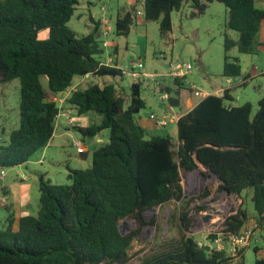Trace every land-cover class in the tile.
<instances>
[{
	"label": "trees",
	"instance_id": "obj_1",
	"mask_svg": "<svg viewBox=\"0 0 264 264\" xmlns=\"http://www.w3.org/2000/svg\"><path fill=\"white\" fill-rule=\"evenodd\" d=\"M214 2L228 8L226 27L239 33L238 39L225 37L223 76L240 77V62L230 52H255L264 22V9L256 0H143V22H159L162 37L170 39L174 12L189 4L191 17H200ZM79 3L0 0V86L15 79L21 82L20 126L10 134L9 144L0 147V170L23 166L48 146L61 111L99 116L98 122L76 128L83 141L109 131V141L93 150L91 168L68 167L65 184L42 176L38 214L23 216L17 231L11 217L7 228L0 229V264H130L134 240L143 226L155 223L146 222L145 212L185 201L182 174L200 169V164L221 179L220 189L230 195L252 191L257 224L263 227L264 95L254 115L251 103L234 105L232 88H226L222 96H207L179 118L177 138L150 133L137 118L146 107L141 80L131 85L129 102L114 83L101 85L93 79L87 87L73 89L76 78L88 74L125 78L117 59L114 66L100 67L105 52L100 19H92L94 27L81 38L68 26ZM136 15L135 6L119 10L118 36L130 34L138 23ZM42 31L48 36L41 37ZM114 53L118 55L117 47ZM172 79L173 85L161 89L169 95L171 108L180 105L185 86L183 79ZM59 95L66 96L63 107L56 100ZM208 195L205 190L203 196ZM233 211L224 223L225 235L248 227V211ZM127 218L136 219L139 229L124 234L120 222ZM179 219L180 239L158 245L139 264H232L234 258L209 251V245L187 233L193 223L188 212ZM253 264H264V258L256 257Z\"/></svg>",
	"mask_w": 264,
	"mask_h": 264
},
{
	"label": "rangeland",
	"instance_id": "obj_2",
	"mask_svg": "<svg viewBox=\"0 0 264 264\" xmlns=\"http://www.w3.org/2000/svg\"><path fill=\"white\" fill-rule=\"evenodd\" d=\"M135 6L137 11L144 12L143 4L132 2L131 0H80L78 8L69 22L68 26L76 33L78 38L88 35L94 27L93 20L108 18L106 23L110 35L108 40L113 42L110 49L105 50L102 60L108 59L109 55H114V49L118 48V64L126 68H131L134 63L141 66L137 71L146 74L159 75L156 79L143 77L141 97L146 102V107L137 115L138 121L144 124H152L150 116L156 115L159 118H166L169 122L168 127H163L157 134L171 135L177 138V122H171L172 114L181 115L187 110L185 97L194 96L195 92L215 93L221 88H232L234 84L242 82L248 78L247 84L237 86L232 89L235 101L234 105L240 106L245 103L253 105V114L259 110V101L264 95V22L257 35V45L253 54H241L237 48H233L230 56L237 58L241 65L242 75L236 78L223 76L225 62V37L228 35L233 39H238L239 33L226 27L229 10L219 2L212 3L206 13L200 17H191L192 9L186 4L181 11L173 13V33L170 39H164L161 35L159 22L145 24L139 19L134 24L128 36H118L116 32V21L119 10L125 7ZM256 6L264 9V0H256ZM103 8L105 10L103 11ZM103 27V24H102ZM102 29V28H101ZM41 37H47L48 32L42 31ZM103 37L100 36V42ZM190 64L192 70L183 79L185 84L181 94V103L178 107H170L168 100H163L166 92H162V86L173 85L174 80L164 77L170 72V68L183 67ZM233 80V84L227 82ZM43 83L47 84V78H42ZM82 78H76V85ZM90 80L84 81L81 88L87 87ZM94 82L104 85L114 83L129 102L133 79L101 76L94 77ZM229 84V85H228ZM72 90V89H71ZM21 82L15 79L0 86V147L7 146L10 134L20 126V98ZM70 91L66 92L67 95ZM65 95L61 107L65 102ZM211 95V94H210ZM201 99V97H195ZM202 100V99H201ZM68 112V111H67ZM76 123H80L79 116H73ZM64 121L63 117H58V121ZM72 134L87 146L89 153L87 158H82V150L75 147L69 138L67 146L61 148L58 145L51 147L43 156V149L39 150L22 168L23 172L34 175L37 179L42 175L45 180H51L55 184L68 183V167L72 168H91L92 153L96 149L92 146L90 139L85 142L78 130L72 125L67 124ZM146 124V125H147ZM106 141H109V131L105 130ZM86 143V144H85ZM86 148V149H87ZM45 159V164H37L40 159ZM17 169H10L9 176H14ZM10 178V177H9ZM182 183L185 190V201H171L167 204L156 207L145 212L147 223L155 220L153 225L142 227L139 236L134 240L130 255V264H139L140 260L150 254L158 245L178 240L183 231V225L179 217L181 213L188 212L193 218L190 231L187 232L201 244L216 247L215 240L210 238L211 234H223L225 221L228 216L234 214L233 210L245 208L248 211L249 220L247 226H254L257 223L258 214L254 208L252 191H246L242 196L230 195L220 189V182L215 175H211L204 168L182 174ZM7 180V179H6ZM0 182H2L0 180ZM205 190L210 191V195L204 197ZM6 211L0 207V229L6 227ZM178 217V218H175ZM215 219V220H214ZM121 230L124 234H130L139 229V224L134 218H127L120 222ZM260 228V227H259ZM223 236V235H222ZM258 241L253 240L252 246L244 252V264H253L256 257L264 258V226L257 236ZM260 249L255 253V248ZM232 264H242V259Z\"/></svg>",
	"mask_w": 264,
	"mask_h": 264
},
{
	"label": "crops",
	"instance_id": "obj_3",
	"mask_svg": "<svg viewBox=\"0 0 264 264\" xmlns=\"http://www.w3.org/2000/svg\"><path fill=\"white\" fill-rule=\"evenodd\" d=\"M131 1L135 2L136 0H131ZM139 1L143 2V0H139ZM115 56L117 57V55H115ZM247 80L248 79H244L242 82L234 84V86H232V89L234 87H237V86L239 87V86L246 85ZM231 81H232V83H231V85H232L233 80H231ZM224 89H226V88L218 89L213 94L222 96ZM181 94H182V91H181ZM209 94H212V93H209ZM232 96L234 97V93H232ZM200 102H201V99H197L194 96H187L186 95L185 105L187 106V110L185 111V113L178 115V116L175 115L174 111L171 110L170 113L172 114V118L175 117L176 118L175 121L177 122V120H179V118H181L184 114H186L189 111H191L192 109H194ZM61 117L65 118V120H67V118L65 116L61 115ZM99 119L100 118L98 115H96L93 112H89L88 114H85L83 116H79L80 123H76L74 121V124L72 126L74 127L75 130H76V128H79V127H82V128L88 127V126L92 125L93 123L98 122ZM171 122H174V120H172ZM65 123H64V121H60V120L57 122L56 130H55V133H54V136H53L51 142L49 143L48 146L43 148V156H44V154H46V152H48L51 149V147H53L55 145H58L61 148H65L67 146L69 138H72L73 140H78V138L72 134L71 129ZM67 124H68V122H67ZM140 124L144 128H146L150 133H154V134H157V131L162 129V128H158L154 124V122L152 124L146 123L147 124L146 125V124L142 123V120H141ZM90 140H91L92 146L94 148H97L101 144L108 142V141H106L104 131L101 134H99L98 136H96L95 138L90 139ZM87 146L90 148L89 145H87ZM87 146H85L80 153L82 158H87V154L89 153ZM29 162L30 161H28V163ZM26 164L23 166H20V167L12 168V169H17L14 176H9L8 171L10 169H7V170H5L6 175L4 177H2L1 176V170H0V180L2 181V182H0V198L3 195H5V196H7V200H8L7 206L1 207V208L5 209V211H6V215H5V219H4L5 223L3 225L7 228L8 221H9L8 218L11 217L12 221L14 222V224H13V230L14 231H17L19 229L20 219L23 216H25V215L36 216L38 214V211H39L40 181H41L42 175L39 177V179H37L33 174L29 175V174L23 172L22 168L25 167ZM37 164H45V159L43 160L41 158L37 162ZM67 175H68V172H67Z\"/></svg>",
	"mask_w": 264,
	"mask_h": 264
},
{
	"label": "built area",
	"instance_id": "obj_4",
	"mask_svg": "<svg viewBox=\"0 0 264 264\" xmlns=\"http://www.w3.org/2000/svg\"><path fill=\"white\" fill-rule=\"evenodd\" d=\"M104 10H105V8H103V11ZM136 16H137L138 21H139V19L144 21L145 13L137 11ZM100 21L103 24V27L101 29V34H100V36L103 37L101 44H102L103 48L105 50H107L113 46V42H110L108 40V37L110 35V31L106 25L108 18L107 17L104 19L101 18ZM114 65H115L114 55H109L108 59L101 60V63H100V67H102V66H114ZM140 66L141 65L139 63H134L131 66V68H126V67L121 66V65H119L118 68L122 71V74L124 75V77L133 79L134 82L140 81L143 77H149L151 79H156L159 76L157 74H146V73H141V72L137 71V68H139ZM191 70H192V66L190 64L184 65L183 67H173L172 66L170 68V72L167 73L166 75H164V77L186 79L187 75L189 74V72ZM91 78H92V80L94 79L92 74H88V75L82 77V80L77 85H75V87L73 89L81 88L80 87L81 84H83L84 81H86V80L87 81L90 80ZM227 82L229 84L232 83L231 79H228ZM223 93H224V90H223ZM194 95H195V97L197 96V97H201V99H204L207 96H209L210 94L207 92L196 91ZM63 99L64 98H62V99L57 98L56 100L60 105H62V103L64 101ZM163 100H169V95L168 94L164 95ZM61 115L65 116L67 118L70 125L74 124V120L72 119V113L71 112L61 111L59 116H61ZM150 118L158 128L167 127L169 125V122L166 118H159L158 116L153 115V114L150 116ZM172 120L175 121L176 118L173 117ZM73 145L75 147L79 148L80 150H83V148H84L83 142L80 140H74ZM5 175H6V171L5 170L1 171V176L4 177ZM7 203H8L7 196L3 195L0 198V207H6ZM260 231H261V226L256 223L254 226H251V227L248 226L247 228H245L243 231H241L238 234H229V235H225L224 233L218 234V237L215 240L216 247H213V246H209V247H211V250H214V251L225 252L228 256L234 258V261L232 262V263H234L235 261L242 259V256H243L242 252L252 246L253 240H256V241L259 240V239H257V236L260 233ZM204 245L207 246V244H204Z\"/></svg>",
	"mask_w": 264,
	"mask_h": 264
},
{
	"label": "water",
	"instance_id": "obj_5",
	"mask_svg": "<svg viewBox=\"0 0 264 264\" xmlns=\"http://www.w3.org/2000/svg\"><path fill=\"white\" fill-rule=\"evenodd\" d=\"M200 166L202 167V168H204L206 171H207V168L204 166V165H202V164H200ZM218 178V177H217ZM218 180H219V182H220V184L222 183V181H221V179L220 178H218ZM227 194H230L228 191H225ZM155 209V208H154ZM153 210V209H152ZM120 228H121V226H120ZM208 250L210 251L211 250V247H209L208 248Z\"/></svg>",
	"mask_w": 264,
	"mask_h": 264
},
{
	"label": "bare ground",
	"instance_id": "obj_6",
	"mask_svg": "<svg viewBox=\"0 0 264 264\" xmlns=\"http://www.w3.org/2000/svg\"><path fill=\"white\" fill-rule=\"evenodd\" d=\"M215 220V219H214Z\"/></svg>",
	"mask_w": 264,
	"mask_h": 264
}]
</instances>
